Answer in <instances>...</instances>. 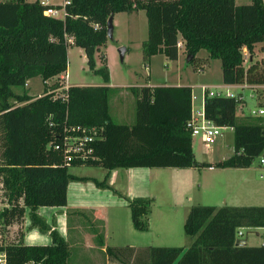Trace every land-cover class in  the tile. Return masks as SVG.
<instances>
[{
  "label": "trees",
  "instance_id": "obj_1",
  "mask_svg": "<svg viewBox=\"0 0 264 264\" xmlns=\"http://www.w3.org/2000/svg\"><path fill=\"white\" fill-rule=\"evenodd\" d=\"M64 18L48 16L52 5L40 0H0V219L5 226L20 222L29 208L31 228L37 227L52 238L51 245H29L21 239L0 243L8 264L28 261L68 264L70 249L56 227L38 214L42 206H66L72 180H93L97 187L112 188L111 170L131 167H250L264 157L262 119L240 121L239 101L215 96L206 98L205 110L217 125L234 129V153L217 163L199 162L192 133L186 127L191 118L192 87H131L136 96V121L118 123L110 113V69L106 54L97 68L96 52L109 40L108 20L119 12L145 10L148 38L143 42L144 59L164 53L172 60L179 56V38L193 62L202 49L221 59L225 84H264V60H250L256 45L264 49V0L238 5L236 0H66ZM61 8L60 6H55ZM73 37V43L67 40ZM71 44L84 49L90 70L103 77L105 85H72L68 100L54 98L48 90L58 86L48 80L68 70ZM41 76L46 84L42 96L33 97L26 82ZM58 82V81H57ZM14 87H22L17 93ZM13 99V101H12ZM49 117L55 123L50 126ZM95 128L87 160L65 164L55 143L66 126ZM75 165L102 166L103 180L80 177L69 172ZM122 196L121 194H119ZM124 197V196H122ZM134 227L147 231L154 198H125ZM264 227V206L193 205L184 224L192 238L189 247L108 246L110 257L124 264H264V244H237L240 228ZM96 239L104 245L103 235ZM139 251H143L141 255ZM131 261V262H132Z\"/></svg>",
  "mask_w": 264,
  "mask_h": 264
},
{
  "label": "rangeland",
  "instance_id": "obj_2",
  "mask_svg": "<svg viewBox=\"0 0 264 264\" xmlns=\"http://www.w3.org/2000/svg\"><path fill=\"white\" fill-rule=\"evenodd\" d=\"M34 1V0H29ZM57 3L56 6L64 4L65 0H52ZM251 0H237L238 5L250 3ZM60 16H65L64 10L60 9ZM148 38V19L145 10H139L132 13L119 12L115 14L114 20V34L110 37L107 44L101 48L96 54L97 68L103 66L102 54L105 52L107 64L113 76L115 83H126L130 86L127 92L130 95H122L112 92L110 100V108L114 121L118 123L133 124L136 121V96L131 87L136 83H168L177 84L183 83L193 87V93L197 97L193 100V110L197 111L202 108L201 88L204 85L218 90L222 89L223 73L221 59H214L210 57L206 49L200 50L197 58L191 62L188 60V54L185 50V42L180 36L179 42V56L178 59L172 60L164 53L153 55L149 60L144 59L143 42ZM126 47L128 51L124 60L121 59L119 49ZM263 44L256 45L254 55L250 56L247 49L245 52V65H249L252 60H264ZM69 76L70 85H99L103 84L104 79L101 75L94 73L90 70L85 57V51L82 47L71 44L68 50V70L66 71ZM60 78L53 79L52 82L59 84ZM243 85L241 88H233V91L245 95L240 108L238 107V116L240 121H250L254 118L262 119L263 117L253 116L251 110L257 107L258 104L264 103V84H249L240 83ZM245 85V86H244ZM28 93L33 97L43 94L46 90V84L41 76H37L29 80V85L25 87ZM17 93H22V87H14ZM127 93V94H129ZM127 99V100H126ZM13 101V99H12ZM223 136L220 137L215 143L207 146L200 136H193L192 145L199 162L217 161L229 158L234 153V130L231 127L223 129ZM1 137L0 130V152H1ZM261 158L258 157L249 169V177L252 184V192L249 191V186L243 184L237 185L234 180L227 178H219L217 175L219 171H210L207 167H189L193 168L194 186L191 195L199 201H204V205H217L221 196L225 195L230 200L234 197L239 200L241 205H257L264 206V164L261 163ZM180 168H163L156 169L159 176L163 178L165 184L163 189L159 191V197L154 200L151 220L152 231L145 233V237H141L140 241L149 246H181L184 247L190 244L192 238L185 233L184 224L186 221L185 216H182L183 209L174 208L175 192L174 183L176 182L175 174L173 171ZM184 169V168H182ZM190 170V169H189ZM105 168L102 166H87L75 165L70 167V172L78 175L90 176L93 179L103 180ZM93 181V180H89ZM94 182V181H93ZM95 183V182H94ZM97 186V185H96ZM118 196V195H117ZM190 198V194L188 195ZM219 203V202H218ZM238 203V202H236ZM4 203L1 200V186H0V209L3 208ZM115 210V216L119 224L115 228H121L123 235L134 238L130 232L131 216L124 208ZM115 208H113L114 210ZM130 221V223H129ZM132 228L133 224L131 225ZM16 230L22 233V226L17 224L14 229L7 228L2 219H0V233L6 234ZM118 230V229H116ZM243 235L239 236L240 240L249 239L251 246H258L264 241V231H261L262 236L257 235V229L253 227L240 228L239 232ZM115 231H113L114 233ZM112 233V235H114ZM116 235V234H115ZM114 237V236H113ZM130 238V237H129ZM95 240V239H94ZM96 242V240H95ZM97 243V242H96ZM183 243V244H182ZM148 246V245H147ZM188 247V246H186ZM70 257L68 264H100L99 260L90 258L89 253L82 252L80 246L72 245L70 247ZM143 251H139L141 255ZM97 258L96 253H93ZM105 255L102 256V258ZM131 256L130 264H139L136 260L132 261ZM132 261V262H131ZM110 264H124L119 260H114Z\"/></svg>",
  "mask_w": 264,
  "mask_h": 264
},
{
  "label": "crops",
  "instance_id": "obj_3",
  "mask_svg": "<svg viewBox=\"0 0 264 264\" xmlns=\"http://www.w3.org/2000/svg\"><path fill=\"white\" fill-rule=\"evenodd\" d=\"M29 1V0H28ZM35 1V0H34ZM42 1V0H40ZM237 3V0H236ZM47 4L50 6H56L57 3L52 2V0H47ZM115 20V15H114ZM103 48V47H101ZM100 48V49H101ZM99 49V50H100ZM98 50V51H99ZM97 51V52H98ZM128 51V49H127ZM96 52V54H97ZM105 53V52H104ZM126 56V55H125ZM86 57V54H85ZM87 59V57H86ZM110 82L107 84L112 88V92L116 91V93L122 95H130L126 89L130 86L126 83H115L113 81V76L110 72ZM224 83V82H223ZM106 83L99 84L105 85ZM98 85V84H97ZM160 85H168V86H190L185 85L183 83L177 84H168V83H150L149 81L145 83H136L135 86L142 87V86H160ZM230 85V84H225ZM233 88H238L237 84L230 85ZM192 87V86H190ZM193 92V87H192ZM129 93V94H127ZM110 94V100H111ZM39 96V95H38ZM245 98V95H244ZM246 99V98H245ZM109 100V103H110ZM127 100V99H126ZM111 113V108H110ZM112 115V113H111ZM113 118V116H112ZM231 129H233L231 127ZM234 130V129H233ZM226 159V158H225ZM221 160L217 161H209L211 163H217ZM163 168H177V167H131V168H116L111 170L109 184L112 188L110 189H103L96 186L93 181H80V180H72L68 186V203L66 206H42L38 210V214L43 217L46 222L56 227L63 238L67 241L69 249L72 245L80 246L82 252L89 253L90 258L94 260H99L100 264H110L116 258H112L107 253L106 249L108 246H116V247H136V248H143L149 244L142 243L140 241L141 237H145V233H149L152 230V220H151V212L148 215L150 227L147 231H140L137 230L134 225L132 228V217L130 223V232L133 234L134 238H131L123 235L121 228H115L117 226L118 221L115 216V210L120 208H124L126 211L127 209L130 210L128 206V201L125 199L127 198H134V197H151L156 199L159 197V191L163 189L164 183L163 178L159 176V172H156V169H163ZM250 167H207L210 171H219L217 175H220L219 178H227L230 180H234L237 185L242 186L250 185L249 191H252V184L249 177V169ZM190 169V170H189ZM193 168H180L175 169L173 173L175 174L176 182L174 185L175 192V201H174V208L183 209L182 216L185 218L188 216L189 210L193 205H204V201H199L195 199L191 194L192 188L194 186V178L193 175L195 172L191 170ZM70 172V168H69ZM108 170L104 172L102 176H104ZM71 173V172H70ZM76 176L80 177H89L85 175H78L71 173ZM0 186H2L0 180ZM121 194L122 196H120ZM190 194V198L188 195ZM118 195V196H117ZM217 205L215 206H224V205H233V206H242L239 203V200L236 198H232L223 195L219 198V201H216ZM219 202V203H218ZM238 202V203H236ZM154 203V202H153ZM153 206V205H152ZM4 207V205H3ZM113 208H115L113 210ZM152 208V207H151ZM29 208L26 209V213L22 221L15 222L7 226V228L14 229V227L20 223L22 226V233H23V240L26 244L29 245H51L52 238L49 233H44L40 231L37 227L31 228V220L29 217ZM152 211V209H151ZM131 213V210H130ZM131 216V214H128ZM118 229V230H116ZM257 235L262 236L261 231H264V227L256 228ZM96 231H99L103 235L104 245H101L98 240L96 239ZM113 231H115L113 233ZM112 233L114 235H112ZM116 234V235H115ZM244 234V233H243ZM242 234V235H243ZM114 236V237H113ZM241 236L238 233V237ZM21 239L20 232L16 230H12L9 233L3 234L0 233V243H7L10 241H18ZM96 242H95V240ZM239 240V238H238ZM247 243L245 245H250L249 239H247ZM192 241H190L191 244ZM183 244V243H182ZM190 244L185 245L190 246ZM264 241L260 244L263 245ZM151 246V245H150ZM167 246H170L167 244ZM174 246V245H172ZM259 246V245H258ZM71 252V251H70ZM93 253L99 257L100 255H105V257L97 258ZM121 262V261H120Z\"/></svg>",
  "mask_w": 264,
  "mask_h": 264
},
{
  "label": "built area",
  "instance_id": "obj_4",
  "mask_svg": "<svg viewBox=\"0 0 264 264\" xmlns=\"http://www.w3.org/2000/svg\"><path fill=\"white\" fill-rule=\"evenodd\" d=\"M41 3L44 5H48L47 0H42ZM67 3H69V1L65 0L61 8L51 6L45 11V14L56 18H64L65 16H60V9L64 10V13L66 15L65 6ZM67 40L70 43H73L72 36H67ZM180 45L181 44L179 42L178 46ZM59 78L61 80L58 86L48 90V93H53L55 99L60 98L66 101L68 100V90L72 85H70L69 83V76L67 72H63L59 76ZM51 81L52 80H48L46 81V83H48L49 85H53L55 82L51 83ZM28 85L29 80L26 82L25 86L27 87ZM237 87L241 88L243 87V85L237 84ZM201 89V97L203 100L202 108L197 111L192 110L191 118L187 121L186 127L191 131L192 137L200 136L202 141L207 146H210L212 143H215L220 137L223 136L222 131L226 127L217 125L213 120L207 117L205 110L206 98L215 96L231 97L238 100L240 105V102L242 103V101L244 100V95H240V93L234 92L230 85H225L222 89L218 90H214L207 85H204ZM43 94H40L39 96H42ZM196 97L197 95L192 92V105L193 100ZM251 111L253 113V116L264 118V103L261 105L258 104L257 107ZM48 120L50 126H55V123L51 117H49ZM96 134L97 133L95 128L88 129L76 125L66 126L63 133L58 137L57 141L54 144L49 143L48 147L51 148L52 146H54L56 150L62 151L64 154L65 164L70 165L74 160L84 161L90 157L93 150L90 146V143L96 138ZM261 163L264 164V157L261 158ZM239 235H242L241 231L239 232ZM0 264H8L7 254L5 251H0ZM25 264H42V262L32 260L26 262Z\"/></svg>",
  "mask_w": 264,
  "mask_h": 264
},
{
  "label": "water",
  "instance_id": "obj_5",
  "mask_svg": "<svg viewBox=\"0 0 264 264\" xmlns=\"http://www.w3.org/2000/svg\"><path fill=\"white\" fill-rule=\"evenodd\" d=\"M113 34H114V15H112L109 20H108V36L109 38L110 37H113ZM119 52H120V56H121V59L124 60L125 58V55H126V52H127V48L124 46V47H121L119 49ZM192 58V55H188V60L190 61ZM247 243V240H237V244H241V245H245Z\"/></svg>",
  "mask_w": 264,
  "mask_h": 264
}]
</instances>
